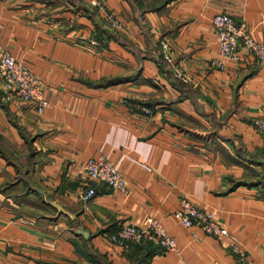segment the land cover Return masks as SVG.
Returning a JSON list of instances; mask_svg holds the SVG:
<instances>
[{"label": "crops", "instance_id": "0c3cea01", "mask_svg": "<svg viewBox=\"0 0 264 264\" xmlns=\"http://www.w3.org/2000/svg\"><path fill=\"white\" fill-rule=\"evenodd\" d=\"M101 1L0 0L1 46L51 101L39 112L6 98L0 82V264H264V131L253 123L264 112V60L240 42L237 59L212 64V16L232 13L264 40V0ZM97 154L129 192L98 183L80 197ZM183 197L229 234L178 222ZM149 214L178 249L108 239ZM232 237L248 262L229 249Z\"/></svg>", "mask_w": 264, "mask_h": 264}, {"label": "built area", "instance_id": "2783aa9c", "mask_svg": "<svg viewBox=\"0 0 264 264\" xmlns=\"http://www.w3.org/2000/svg\"><path fill=\"white\" fill-rule=\"evenodd\" d=\"M102 8L101 0H95ZM106 18L114 27L123 26V22L112 11L106 12ZM212 24L216 31L218 56L212 59V64L224 68L227 61L238 58V45L241 42L259 60H264V40L257 39L252 29L244 22L238 20L232 13L217 12L212 16ZM169 44L166 40H160V51L169 59ZM171 68L175 76L189 79V74L183 65L172 63ZM0 82L4 88L6 98L14 96L25 102L32 103L36 110L41 112L51 105V101L45 95L42 81L21 60L17 59L10 51L0 44ZM145 110H149L145 107ZM257 129L264 131V112L254 119ZM85 174L89 181L86 188L80 191V197L88 200L96 192L98 183L108 184L122 192H129V186L125 176L116 164L104 154L90 156L84 164ZM172 216L186 227L197 225L206 233L217 236L228 235L226 226L219 222L212 209H203L188 198L183 197L180 206L172 211ZM108 239L118 245H128L141 241H150L166 250L178 249L175 237L169 233L164 223L155 215H146L138 222H125L108 233ZM229 249L237 254V257L248 262V254L245 247L232 237L228 243Z\"/></svg>", "mask_w": 264, "mask_h": 264}, {"label": "trees", "instance_id": "16d2710c", "mask_svg": "<svg viewBox=\"0 0 264 264\" xmlns=\"http://www.w3.org/2000/svg\"><path fill=\"white\" fill-rule=\"evenodd\" d=\"M162 55V54H161ZM163 56V55H162ZM163 59H165V60H167L164 56H163ZM168 61V60H167ZM169 64H170V62H169ZM171 70V69H170ZM172 71V70H171ZM173 73V72H172ZM174 75V74H173Z\"/></svg>", "mask_w": 264, "mask_h": 264}]
</instances>
